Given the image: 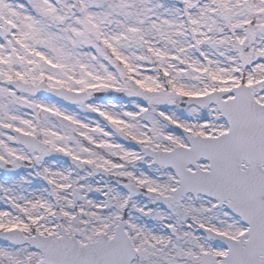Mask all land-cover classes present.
Returning <instances> with one entry per match:
<instances>
[{
  "label": "snow or ice",
  "instance_id": "6c2138e0",
  "mask_svg": "<svg viewBox=\"0 0 264 264\" xmlns=\"http://www.w3.org/2000/svg\"><path fill=\"white\" fill-rule=\"evenodd\" d=\"M0 264H264V0H0Z\"/></svg>",
  "mask_w": 264,
  "mask_h": 264
}]
</instances>
